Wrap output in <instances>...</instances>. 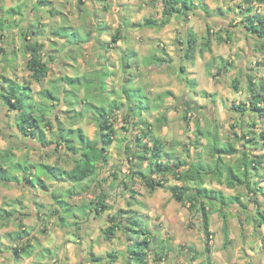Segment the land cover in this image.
<instances>
[{
	"label": "rangeland",
	"instance_id": "rangeland-1",
	"mask_svg": "<svg viewBox=\"0 0 264 264\" xmlns=\"http://www.w3.org/2000/svg\"><path fill=\"white\" fill-rule=\"evenodd\" d=\"M194 2L206 5L209 13L198 8L197 13H190L186 18L174 16L165 26L150 28L136 24L144 18L161 20L164 15L159 1L46 0L45 4L33 13L30 9L32 0H0L3 10L21 5L28 23L33 20L37 23V18H41L39 20L42 24L37 35L44 41L43 59L47 60L50 66L42 83L30 80L25 66L27 56L23 52L22 39L18 35L20 30L14 27L11 31L12 47L16 50L13 60L3 61L2 50L8 47L9 36L0 35V73H6L30 85L37 99L40 98L39 91L53 89L56 85L54 91L56 95L61 96V101L53 112L59 117L62 125L79 127L90 138L97 136L98 128L88 114L74 119L71 113L67 112L70 107L79 111L83 104L69 105V102H74L75 99L69 95L65 96V89H69V86L62 77L78 75L95 78L97 71L106 67L108 71L115 72L107 78L108 89L115 87L116 91H119L124 78L136 76L144 92L154 103L162 100L158 101V109L153 110L148 118L153 120L164 113L167 121L154 133L166 142L167 148L174 149L186 162L197 159L198 155H201L203 161L211 159L209 139L196 135L197 127L203 131L212 129L218 133L221 142L233 141L237 148H242L244 139L247 138H242L245 131L243 129L250 128L259 141L253 146L252 153L260 155L264 153V139L261 137V132L264 131V116H256L251 112L239 113L231 109L233 104L248 103V74L254 75L256 81H264V48L257 40L244 34L245 29L240 22L246 4L241 0ZM252 7L254 12L264 15V2L254 1ZM49 9L52 14L48 12ZM208 15L211 18L206 17ZM16 18L21 19V15ZM64 25L71 31H89L90 40L77 47V44L68 41L67 37H55L52 29ZM117 28L122 29L125 39L113 43L111 36ZM226 29L231 32L230 37H227ZM189 31L197 37V48L192 58L185 57L182 46ZM217 36H221L224 41L217 42ZM206 38L210 39V50L203 49ZM102 41H110L113 48L101 49L98 43ZM129 49L136 51L137 64L133 68L123 69L120 67L119 58ZM201 49L204 51L200 52ZM152 55L164 60L161 63L147 62L146 58ZM181 66L184 71L180 70ZM218 69H221V72L218 73ZM234 79L238 81V89L232 85ZM95 82L93 84H96ZM91 90L98 94L94 87ZM167 91L171 94L166 95ZM84 92L85 89L80 88L78 97H82ZM155 98L158 100H154ZM185 113H188L189 120H184ZM52 115L50 113V116ZM254 121L258 125L252 126ZM11 124L14 125L12 117L3 112L0 116V149L9 148L20 157L28 154L34 164L46 162L66 168L72 166L64 148H45L36 140L20 135L15 128H10ZM114 126L118 130L117 140L110 145L108 163L99 167L94 182L87 181V184L92 186L91 190L68 199L74 205L82 204L95 199L100 193H105V203L109 208L101 216L94 213L95 216L87 219L85 215L76 212L75 218H67L71 225L62 226L58 215L53 212L55 203L49 192L37 191L35 196H32L27 188L17 183L1 186L0 206L9 208V205L13 204L12 207H15L14 203L19 202L17 215L35 240L30 256H22L16 260L12 254L13 248L5 249V252L0 253V264H91L89 259L92 253L106 257L113 251L117 255L113 264H127L123 255L128 241L127 222L123 221V228L117 229L112 239L105 238L103 229L112 223L113 215L125 211L123 216H128L130 210L131 213L138 211L137 218L140 223L148 228L156 239L151 247L158 249L163 243L166 246L164 251L167 255L161 259L153 250L147 249L145 264H208L207 257L210 264H264V225L256 226L257 222L250 217L257 209L264 211L260 198L240 185L235 188L228 187L223 180L206 178L207 187L219 189L225 195L239 193L246 205L243 207L235 203L231 207L212 212L209 234H206L201 214L172 196L170 186L182 185L180 180L173 175L167 176L164 186H156L151 190L138 176L132 174V163L126 159L122 146L124 141L119 140H123L126 135L133 138L138 130H126L127 123L120 116L114 120ZM50 133L47 132L48 137ZM236 154L227 155L226 162H235L239 155ZM21 162L25 167L29 164L26 160ZM262 165L260 169L264 176V163ZM42 170L43 167L37 164L34 173L40 174ZM263 176H253V179L257 177L261 180ZM74 220L80 225L73 224ZM16 221H10L5 227L0 226V232L4 234L17 229ZM4 243L15 247V243L6 238ZM106 261L107 259L104 264H108Z\"/></svg>",
	"mask_w": 264,
	"mask_h": 264
},
{
	"label": "trees",
	"instance_id": "trees-1",
	"mask_svg": "<svg viewBox=\"0 0 264 264\" xmlns=\"http://www.w3.org/2000/svg\"><path fill=\"white\" fill-rule=\"evenodd\" d=\"M155 1L162 4L163 18L161 20L144 18L142 22L136 24L137 26L161 28L170 23L174 16L186 18L190 13H197L198 8H202L209 13V8L206 5L199 2L195 3L194 0ZM241 1L246 4L240 21L245 29L244 34L257 40L264 48V15L257 11L254 12L252 7L254 1L263 3L264 0ZM44 2L46 0H32L30 9L34 13L45 4ZM0 12H2L0 14V35L6 34L7 37L9 36L7 40L8 47L2 50L3 61L8 62L10 59L15 58L16 50L12 47L13 36L11 31L14 27H17L20 30L18 35L22 39L21 47L27 56L25 66L28 76L34 82L42 83L48 75L50 66L48 61L43 59L44 41L40 38V35H37L42 24L41 18H37V23L34 20L28 23L21 5L7 10L0 7ZM48 12L52 14L51 9ZM17 15H21V19H17ZM225 31L227 37H230L231 32L228 29ZM52 33L55 37H67L68 41L74 42L77 47L82 42L90 40L88 38L89 31L85 33L80 32V30L71 31L66 25L56 26L52 29ZM111 38L113 43L125 39L122 29L117 28ZM216 38L217 42L224 41L221 36ZM98 45L104 50H108L110 47L113 48L110 41H102ZM203 45V49L210 50V39L206 38ZM182 46L185 57L192 58L197 48L196 35L189 31ZM203 49L200 52H203ZM146 59L149 63H161L164 60L154 55ZM119 63L123 69L124 67H135L137 64L136 51L129 49L126 53L124 52L119 58ZM180 70L184 71V67L181 66ZM219 72H221V69H218ZM114 73V71H108L105 67L97 71V77L95 78L80 77L78 75L75 77H62V80L69 86V89H65V92L62 90V92L65 93V96L69 95L75 99L74 102L70 101L69 105L83 104L81 110L78 111L75 107H70L67 112H70L71 117L74 119L82 118L88 114L98 128L95 138H90L79 127H65L62 125L59 117L53 112L61 101V96L56 95L54 91L56 85L53 86V89L47 88L39 91L40 98L37 99L36 95L32 93L30 85L17 80L15 77L8 76L6 73H0V116L3 112H7L12 117L14 124H11L12 127L10 128H15L20 135L36 140L45 148L49 147L51 150L64 148L72 161L70 168L46 162H35L39 167H43L41 173L36 174L34 168L37 164L30 161L28 154L25 157H20L9 148L0 149V187L8 183H17L22 186H38L50 192L55 203L53 212L58 215L62 226H70L71 223L67 222V218H75L77 216L76 212L85 215L87 219L95 216L94 213L101 216L109 208L105 203V193H100L95 199L82 204L74 205L68 199L76 194L91 190L92 186L87 184V181L94 182L98 176L99 167L108 163L110 145L117 140L118 134V130L114 126V120L117 116H120L127 123L126 130L131 131V129L137 128L139 131L135 133L133 138L126 135L123 140H119L124 141L122 146L124 153H126V159L132 163V174L138 176L151 190H154L156 186H164L167 176L173 175L180 180L182 185L170 186L172 196L182 204H188L191 210H196L201 214L202 226L206 234H209L212 212L220 211L223 207H231L235 203H239L243 207L246 206L242 202L239 193L225 195L219 189L207 187L205 185L206 178L214 177L218 181L223 180L228 187L235 188L240 185L248 188L264 204V176L262 175L263 171L261 172L260 169L264 163V153L253 155L252 148L259 141L252 129H243L245 131L242 133V138H247L244 139L243 147L237 148L233 141L221 142L218 133L212 129L203 131L200 127H197L195 134L209 139L208 148L211 159L203 161L201 155H198L197 159L186 162L174 149L167 148L166 142L154 133L166 123L165 114L161 113L153 120L148 118L153 110L158 109V101H162L157 99L160 96L154 99L158 100L154 103L149 95L144 92L136 76L128 79L124 78L119 91H116L115 87L109 90L107 78L114 75ZM94 82L96 84H93ZM232 85L235 89H238L237 79H234ZM92 87L98 90V94L92 92ZM80 88H84L85 92L79 98L78 90ZM248 92V103L233 104L231 109L239 113L251 112L256 116H264V81H256L254 75L248 74ZM111 93H113L112 96ZM165 94L169 95L171 93L167 91ZM50 113L53 115L50 116ZM187 114L183 115L184 120H189ZM256 125L258 124L254 121L252 126ZM48 131L51 132L50 137L47 135ZM261 137L264 139V131L261 132ZM236 153L239 155L236 157L235 162L227 163L225 157ZM21 159L29 162L27 167L21 164ZM13 170H16L15 172L18 174ZM253 176L263 177L258 180L257 177L253 179ZM46 180L54 181L56 186L51 183L48 184ZM64 182L70 183V186L64 188ZM17 212L18 209L15 207L9 209L0 207L1 226L7 225L12 220H17V229L4 234L0 232V253L5 252V249L13 248L12 254L16 260H19L22 256L32 254L35 237L18 217ZM124 212L119 211L116 216L111 217L112 223L103 229V234L106 239H112L116 230L123 228V221L127 222L128 241L123 253L127 259V264H145L147 249L153 250L159 259L166 256L167 253L164 251L166 246L163 242L160 241L163 245L159 246L158 249L151 247L156 239L151 235V231L140 223L137 218L138 211L131 213L130 210L128 216H123ZM250 217L254 222H257L256 226L264 225V211L257 209ZM72 223L80 225L76 220ZM4 238L11 243H15V247H12L13 245H9V243L8 245L4 243ZM206 251L208 252L209 249H206ZM106 259L108 264H113L117 259V255L114 251L107 254L106 257H99L92 253L89 260L91 264H104ZM206 262L210 264L209 257H207Z\"/></svg>",
	"mask_w": 264,
	"mask_h": 264
},
{
	"label": "crops",
	"instance_id": "crops-1",
	"mask_svg": "<svg viewBox=\"0 0 264 264\" xmlns=\"http://www.w3.org/2000/svg\"><path fill=\"white\" fill-rule=\"evenodd\" d=\"M46 181H47L48 184L51 183L53 186H56V184L54 183V181H52V180H46ZM19 185H21V184H19ZM59 185H60V184H59ZM63 186H64V188H65V187H69V186H70V183H68V182H64V183H63ZM23 187L27 188V189L29 190V192L31 193L32 196H35V193H37V191H38V192H42V193H44V192L47 193V192H48V191H46L45 189H41V188L39 189L38 186H37V187H32V186H29V185H24ZM0 188H1V187H0ZM38 189H39L40 191H39ZM49 193H50V192H49ZM17 205L20 206V203H19V202H17V203L15 202V203H14V206L16 207V209H17ZM9 206L12 207L13 204H10ZM0 207L7 208V209L10 208V207L8 208V207H6V206H0ZM23 223H24V222H23ZM0 226H1V225H0ZM5 226H6V225H2V227H5ZM31 234H32V233H31ZM3 241H4V240H3Z\"/></svg>",
	"mask_w": 264,
	"mask_h": 264
}]
</instances>
